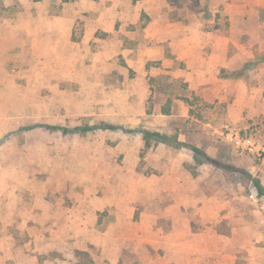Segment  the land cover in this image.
Here are the masks:
<instances>
[{"label":"rangeland","instance_id":"rangeland-1","mask_svg":"<svg viewBox=\"0 0 264 264\" xmlns=\"http://www.w3.org/2000/svg\"><path fill=\"white\" fill-rule=\"evenodd\" d=\"M0 264H264V0H0Z\"/></svg>","mask_w":264,"mask_h":264},{"label":"trees","instance_id":"trees-1","mask_svg":"<svg viewBox=\"0 0 264 264\" xmlns=\"http://www.w3.org/2000/svg\"><path fill=\"white\" fill-rule=\"evenodd\" d=\"M150 136H152V134H149V133H148V134L146 135V138L149 139ZM160 137H162L163 139H167L166 136H161V135H160Z\"/></svg>","mask_w":264,"mask_h":264},{"label":"built area","instance_id":"built-area-1","mask_svg":"<svg viewBox=\"0 0 264 264\" xmlns=\"http://www.w3.org/2000/svg\"><path fill=\"white\" fill-rule=\"evenodd\" d=\"M238 143L240 144V141H238Z\"/></svg>","mask_w":264,"mask_h":264}]
</instances>
